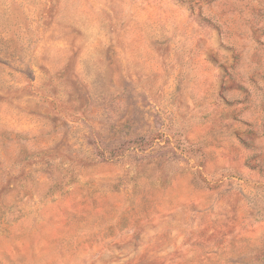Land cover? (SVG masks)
<instances>
[{
	"label": "rangeland",
	"instance_id": "rangeland-1",
	"mask_svg": "<svg viewBox=\"0 0 264 264\" xmlns=\"http://www.w3.org/2000/svg\"><path fill=\"white\" fill-rule=\"evenodd\" d=\"M0 264H264V0H0Z\"/></svg>",
	"mask_w": 264,
	"mask_h": 264
}]
</instances>
